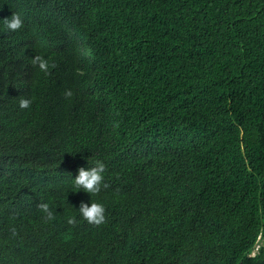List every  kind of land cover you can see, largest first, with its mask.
Listing matches in <instances>:
<instances>
[{
	"label": "trees",
	"instance_id": "16d2710c",
	"mask_svg": "<svg viewBox=\"0 0 264 264\" xmlns=\"http://www.w3.org/2000/svg\"><path fill=\"white\" fill-rule=\"evenodd\" d=\"M0 264H264V0H0Z\"/></svg>",
	"mask_w": 264,
	"mask_h": 264
},
{
	"label": "clouds",
	"instance_id": "9594fccd",
	"mask_svg": "<svg viewBox=\"0 0 264 264\" xmlns=\"http://www.w3.org/2000/svg\"><path fill=\"white\" fill-rule=\"evenodd\" d=\"M24 25V21L22 17L14 13L10 18L5 19V26L7 29L15 31L22 28ZM33 63L38 64L39 68L42 71H46L48 69L47 61L37 55L33 58ZM66 95L71 96V91L67 92ZM31 101L29 99H23L20 101L21 108L30 107ZM105 164L102 161H97L95 167L84 168L81 167L79 169V174L74 178L75 185L84 191L93 194L99 193L101 191V187L103 185L104 180V171ZM106 186V185H103ZM40 207L43 209L45 213L48 214V219H54L53 214L49 211L48 204H41ZM79 212L82 217L88 221V223H94L99 225L105 221V207L102 203H83L79 208ZM69 223L75 222V217L69 219Z\"/></svg>",
	"mask_w": 264,
	"mask_h": 264
},
{
	"label": "rangeland",
	"instance_id": "374dc122",
	"mask_svg": "<svg viewBox=\"0 0 264 264\" xmlns=\"http://www.w3.org/2000/svg\"><path fill=\"white\" fill-rule=\"evenodd\" d=\"M257 251H255L254 253H256Z\"/></svg>",
	"mask_w": 264,
	"mask_h": 264
}]
</instances>
